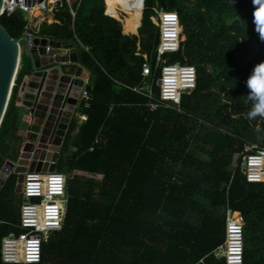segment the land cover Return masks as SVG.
Instances as JSON below:
<instances>
[{
  "label": "trees",
  "instance_id": "obj_1",
  "mask_svg": "<svg viewBox=\"0 0 264 264\" xmlns=\"http://www.w3.org/2000/svg\"><path fill=\"white\" fill-rule=\"evenodd\" d=\"M153 9L176 13L184 38L177 52L163 56L165 64L196 70L195 89L181 97L179 112H150L149 100L133 91L153 80L158 99ZM102 10L103 0H82L74 19L62 6L54 23L30 29L39 38L80 43V65L94 77L89 106L78 108L86 120L72 119L59 149L65 217L38 264H225L214 251L225 240L226 209L242 217L243 264H264V183H247L240 171L246 148L264 149V118L246 116V80L264 63L260 5L144 0L137 36L122 34ZM0 23L12 39L25 32L6 15ZM27 71L22 55L0 122V170L18 157L16 98ZM15 183L10 174L0 187V242L20 233Z\"/></svg>",
  "mask_w": 264,
  "mask_h": 264
},
{
  "label": "built area",
  "instance_id": "obj_2",
  "mask_svg": "<svg viewBox=\"0 0 264 264\" xmlns=\"http://www.w3.org/2000/svg\"><path fill=\"white\" fill-rule=\"evenodd\" d=\"M81 1L3 0L0 16L10 17L15 9H23L27 16L25 33L31 39L36 36L28 30V25L31 24V29L37 27V19L39 18L33 17L34 9H37L40 14L42 12L55 14L58 9L65 6L71 18L74 19ZM143 2L144 0H142V5ZM73 5L75 6L73 7ZM105 7L106 0H103L102 14L104 16H106L104 14ZM153 13L154 15L150 20L159 31V43L155 50V69L160 68L159 78L156 82L158 99L153 96L151 88L153 80L149 85L143 81V88L138 91L133 89V91L149 100L147 107L150 112H154L158 108L175 109L179 112L181 97L190 94L195 89L196 70L189 65L165 64L163 56L168 53H175L180 49L183 42L182 29L176 13L161 9H153ZM78 44L80 48H83L80 43ZM50 51L51 49L46 46L45 53L49 54ZM150 74L149 63H144L141 70L142 77L147 78ZM89 101L88 91L82 88L77 104L87 108ZM77 118L80 122L86 120L85 116L80 114L77 115ZM251 148L253 149L251 152H248L251 150L250 148L245 149L246 153L242 156L240 171L247 183H264V149L255 146ZM89 151H92V148ZM9 162L12 166L4 163L6 166L3 165L0 170V180L5 173L7 174L6 178L10 174H14L16 161ZM66 180L67 176L57 172L56 169L53 172H25L23 174L21 193L18 195L20 197L19 223L14 226L20 233L18 235L10 233L1 239L0 259L3 264H38L40 262L43 245L52 233L61 230L64 222L67 204ZM235 214L237 215L236 218H234ZM243 244L241 214L226 209L225 240L222 245L215 249L214 253L217 257H222L225 264H243Z\"/></svg>",
  "mask_w": 264,
  "mask_h": 264
},
{
  "label": "water",
  "instance_id": "obj_3",
  "mask_svg": "<svg viewBox=\"0 0 264 264\" xmlns=\"http://www.w3.org/2000/svg\"><path fill=\"white\" fill-rule=\"evenodd\" d=\"M10 17L18 29L27 28L23 9H15ZM46 46L51 49L49 54L45 53ZM22 55L29 65L16 101L18 106L28 110L29 123L13 170L16 195L21 193L25 172L44 173L56 169L61 142L75 112L79 93L84 85L92 87L94 84V77L80 65V52L73 44L39 37L30 39L25 32L12 39L0 23V122ZM6 164L12 166L10 162ZM6 175L2 176L1 185Z\"/></svg>",
  "mask_w": 264,
  "mask_h": 264
},
{
  "label": "clouds",
  "instance_id": "obj_4",
  "mask_svg": "<svg viewBox=\"0 0 264 264\" xmlns=\"http://www.w3.org/2000/svg\"><path fill=\"white\" fill-rule=\"evenodd\" d=\"M254 3L260 5V13H258L257 15L261 16L259 22L261 25H264V0H254ZM246 87L248 89L246 97L249 101L252 102V106L246 114L247 118L253 119L257 116L264 118V63H260L253 68L250 76L246 80Z\"/></svg>",
  "mask_w": 264,
  "mask_h": 264
},
{
  "label": "bare ground",
  "instance_id": "obj_5",
  "mask_svg": "<svg viewBox=\"0 0 264 264\" xmlns=\"http://www.w3.org/2000/svg\"><path fill=\"white\" fill-rule=\"evenodd\" d=\"M54 1V0H49ZM142 0H106V9L111 12L117 11L123 17L122 33L125 35H135L140 26L142 13ZM116 13V12H114ZM39 11L33 10V17H37ZM112 16V15H111ZM114 17V16H113ZM51 20L49 19V22ZM236 214L234 218H236Z\"/></svg>",
  "mask_w": 264,
  "mask_h": 264
},
{
  "label": "crops",
  "instance_id": "obj_6",
  "mask_svg": "<svg viewBox=\"0 0 264 264\" xmlns=\"http://www.w3.org/2000/svg\"><path fill=\"white\" fill-rule=\"evenodd\" d=\"M116 18V17H115ZM51 20L50 22H48V20ZM43 20H46L47 24H51V23H54V14H50L48 15L47 17L43 18V19H37V26H39V24L43 21ZM30 31V29H28ZM60 43H64V42H60ZM68 43V42H66ZM69 44H73L75 46V49H79V46H77L76 44L74 43H69ZM29 65V63H28ZM84 89L87 88V85H84L83 87ZM19 103V102H18ZM16 105H17V101H16ZM18 107V113H19V123H18V128L19 130L22 132V136L24 135V132L26 131V127L29 123V114H28V110L23 107L22 105H17ZM78 108H79V104L76 105V108H75V112L73 114V117L72 119H77V115L79 114L78 112ZM72 121V120H71ZM22 142H23V139H22ZM21 142V143H22ZM62 143V142H61ZM21 146V145H20ZM19 153V152H18ZM10 160H7V162H9Z\"/></svg>",
  "mask_w": 264,
  "mask_h": 264
},
{
  "label": "rangeland",
  "instance_id": "obj_7",
  "mask_svg": "<svg viewBox=\"0 0 264 264\" xmlns=\"http://www.w3.org/2000/svg\"><path fill=\"white\" fill-rule=\"evenodd\" d=\"M105 8H106V7H105ZM114 12H116V13H114ZM109 14L112 15V16H114V17H116V19H117L118 21H120V24H121V23L123 24L124 17H122L120 13L117 14V11H113V12L109 11ZM48 15H50L49 12H48V13H43V12H42V14L39 13V15H38L37 17H39L38 19H43V18L47 17ZM48 22H49V20H48ZM30 25H31V24H30ZM30 25H28V29H31V28H30V27H31ZM17 196H18V195H17ZM18 197H19V196H18ZM19 198H20V197H19Z\"/></svg>",
  "mask_w": 264,
  "mask_h": 264
}]
</instances>
